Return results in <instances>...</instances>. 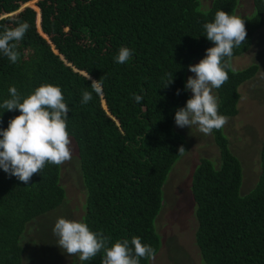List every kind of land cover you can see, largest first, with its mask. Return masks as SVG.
<instances>
[{"label": "trees", "instance_id": "16d2710c", "mask_svg": "<svg viewBox=\"0 0 264 264\" xmlns=\"http://www.w3.org/2000/svg\"><path fill=\"white\" fill-rule=\"evenodd\" d=\"M0 0V17L26 21L19 62L0 53V104L15 86L21 96L42 84L58 85L68 105L67 130L75 143L86 188L82 221L92 231L117 240L139 237L155 253L161 238L155 219L162 207V186L179 158L185 136L174 129L175 112L190 98L184 75L194 59L214 46L203 25L218 10L230 15L238 0ZM254 13L243 15L247 40L232 57L245 53L264 26V0H252ZM0 20V33L13 27ZM133 57L118 64L120 47ZM258 64L228 71L217 93L219 113L237 114L239 85L254 76ZM93 80L103 82L97 95ZM173 81L164 86L168 74ZM92 99L81 104L83 91ZM177 90L180 94L177 95ZM133 93L142 97L136 102ZM0 108V129L19 115ZM219 150L217 166L201 157L191 180L197 228L195 242L203 264H264V133L259 151L260 175L241 195L242 167L222 129L212 132ZM61 166L48 164L25 185L0 169V264H23L21 239L27 225L62 204ZM103 253L79 264H102ZM140 264H152L141 258Z\"/></svg>", "mask_w": 264, "mask_h": 264}, {"label": "clouds", "instance_id": "9594fccd", "mask_svg": "<svg viewBox=\"0 0 264 264\" xmlns=\"http://www.w3.org/2000/svg\"><path fill=\"white\" fill-rule=\"evenodd\" d=\"M3 19H9L14 26L5 27L0 33V53L16 64L20 59L19 43L30 25L15 17H0ZM203 27L206 38L214 46L206 49V56L198 63L188 66L195 76L187 78L185 89L190 90L192 96L184 107L176 110L174 119L177 127L196 126L199 132L209 135L228 123V117L219 113L220 105L213 89L221 88L228 81L229 70L235 71L230 60L234 49L246 42L247 30L242 18L224 10H218L214 20ZM132 57V49L122 46L114 60L126 64ZM83 75L84 79L92 81V90L101 95L103 82L93 80L88 71ZM172 81L173 75L169 73L164 86ZM8 92L10 98L5 99L0 108L19 109L20 114L9 120L7 128L0 129V169L27 185L46 165L61 166L71 161L72 141L67 130L69 108L58 85L42 84L23 97L15 86H10ZM176 94L179 95L180 90ZM133 98L136 102L142 100L135 93ZM91 99L92 92L83 91L81 104ZM184 151L183 146L178 148L179 153ZM52 231L58 237V247L69 256L77 255L80 261L92 260L101 252L102 264H140L141 258H155V249L142 243L139 237H132L130 242L117 240L109 246L110 236L92 231L83 221L59 217Z\"/></svg>", "mask_w": 264, "mask_h": 264}, {"label": "rangeland", "instance_id": "374dc122", "mask_svg": "<svg viewBox=\"0 0 264 264\" xmlns=\"http://www.w3.org/2000/svg\"><path fill=\"white\" fill-rule=\"evenodd\" d=\"M37 0H30L33 5ZM201 8L208 9L213 0H200ZM254 13L252 0H238L235 16H250ZM194 59L190 65L198 63ZM232 68L241 70L248 65L258 64L254 76L242 82L239 87L237 114L228 117V123L222 131L228 146L238 157L242 167L240 194L251 191L260 175L259 149L264 133V26L258 29L252 45L243 54L231 58ZM195 76L187 68L184 81ZM192 96L190 90H187ZM213 94L217 97L216 90ZM174 129L185 136V151L172 165L162 186V207L156 216L155 227L161 238L160 250L152 264H203L199 247L195 242L197 219L195 203L191 196L192 174L203 156L212 159L215 166L220 162L219 150L212 133L204 135L196 126ZM72 141V139H71ZM72 159L61 165L60 183L65 197L53 211L41 215V218L29 223L23 233L21 243L25 248L23 264H79L77 255H67L57 245L58 237L52 231L59 217L82 221L85 212L86 188L79 168L75 143L72 141Z\"/></svg>", "mask_w": 264, "mask_h": 264}]
</instances>
